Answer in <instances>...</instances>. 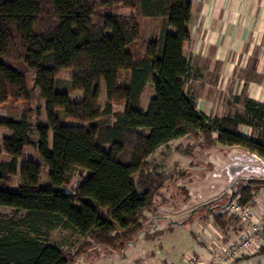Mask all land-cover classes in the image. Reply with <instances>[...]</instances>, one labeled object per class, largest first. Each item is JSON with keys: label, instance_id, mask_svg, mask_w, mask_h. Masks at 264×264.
I'll return each mask as SVG.
<instances>
[{"label": "trees", "instance_id": "1", "mask_svg": "<svg viewBox=\"0 0 264 264\" xmlns=\"http://www.w3.org/2000/svg\"><path fill=\"white\" fill-rule=\"evenodd\" d=\"M139 18H160L159 34L145 40ZM190 20L189 0H0V106L11 103L16 115L0 119L9 132L0 154L10 157L0 162V264H73L134 242L162 213L158 193L186 174L148 162L176 139L188 140L176 147L181 155L240 147L264 158V140L239 132L243 116H208L185 91ZM26 147L37 160L23 158ZM234 190L242 206L255 207L264 179H240ZM228 193L204 217L224 236ZM55 230L80 237L78 249L52 241Z\"/></svg>", "mask_w": 264, "mask_h": 264}, {"label": "crops", "instance_id": "2", "mask_svg": "<svg viewBox=\"0 0 264 264\" xmlns=\"http://www.w3.org/2000/svg\"><path fill=\"white\" fill-rule=\"evenodd\" d=\"M189 1L192 73L185 91L193 96L199 111L218 117L240 114L248 121L239 127L241 135L264 140V0ZM144 21L158 22L150 37L157 36L161 19L144 18ZM168 32L174 33L175 29L169 27ZM248 101L256 104L249 108ZM262 205L264 194L256 199L255 209ZM210 224L222 241L227 240L210 217L203 219L190 248L161 256V264H184L187 254L200 258L214 256L213 238L204 231ZM229 233L235 232L230 229ZM234 264H264V241L255 253L242 255Z\"/></svg>", "mask_w": 264, "mask_h": 264}, {"label": "rangeland", "instance_id": "3", "mask_svg": "<svg viewBox=\"0 0 264 264\" xmlns=\"http://www.w3.org/2000/svg\"><path fill=\"white\" fill-rule=\"evenodd\" d=\"M138 21L141 23V29L143 37L149 38L153 34L154 27L158 25V22L151 23L144 21V18H139ZM144 21V22H143ZM143 22V23H142ZM71 73L70 70H64L62 75L64 77L69 76ZM153 87L149 83L142 94L141 97V109L145 111L149 98L152 96ZM70 99L72 101H78L82 98L81 93H71ZM105 92L104 86L101 88V102L104 101ZM43 103V101L41 102ZM19 107L21 105H18ZM116 109H121L122 106H115ZM13 105L7 103L0 106V119H5L8 117H15L13 113ZM44 118V116L42 115ZM9 132L0 128V149H2V139L5 136H8ZM188 140L186 138H179L172 141L168 145H164L156 150L155 153L148 158V162L156 163L162 170L171 172L176 171L177 169L184 170L185 175L181 178H178L177 181L169 182L156 197V203L158 206L174 208V211H179L185 205L188 204L190 198L188 196L187 190L184 187H178L177 182L181 179L189 177L191 175H196L200 170L205 167L207 170L210 169V165H205L203 161L200 160L203 157L204 152L209 151L212 147L196 149L192 155H181L180 152L176 150V147L180 144L186 145ZM191 143V142H190ZM219 148V147H217ZM221 149V148H220ZM228 150V149H221ZM33 157L37 160L36 153L33 149L26 147L24 149L23 158L30 159ZM10 160V157L5 154H0V162H7ZM20 164V162H19ZM209 166V167H206ZM205 170V172L207 171ZM204 175V174H203ZM45 172L43 171V179ZM15 182L18 181V178L14 179ZM76 180L71 184V187L76 186ZM221 200L218 202L211 203L223 204L225 199H227L228 194L224 195ZM202 209V208H201ZM195 210V211H186L177 214H168L162 213L155 219L149 220L145 224V230L137 235L134 242L128 244L122 250L109 251L105 248H100V250L93 253H82L79 256L78 262L73 264H161L160 257L166 255L167 253L175 254V250L179 252L188 250L190 248V243L194 241V236L199 233V223L204 219L205 215L210 212L207 210ZM219 209H217L218 211ZM3 213H11L10 210L4 209ZM156 229L163 230L161 233L154 232ZM147 230V231H146ZM152 231L153 234L148 235V231ZM52 241L57 242L63 246L68 251H75L78 249L82 239L76 234H72L69 231L65 230H55L51 233ZM160 251L161 254L157 253Z\"/></svg>", "mask_w": 264, "mask_h": 264}, {"label": "water", "instance_id": "4", "mask_svg": "<svg viewBox=\"0 0 264 264\" xmlns=\"http://www.w3.org/2000/svg\"><path fill=\"white\" fill-rule=\"evenodd\" d=\"M207 159L203 160L205 165H210L203 176L191 175L177 182L178 187H184L190 198L187 205L179 211L174 208L160 207V210L168 214H177L186 211H195L201 208L210 210V204L228 191H231V197L235 195V183L244 179H264V158L256 153L250 152L240 147H234L228 150H221L212 147L208 152ZM63 193L75 196V193L68 189L61 188Z\"/></svg>", "mask_w": 264, "mask_h": 264}, {"label": "built area", "instance_id": "5", "mask_svg": "<svg viewBox=\"0 0 264 264\" xmlns=\"http://www.w3.org/2000/svg\"><path fill=\"white\" fill-rule=\"evenodd\" d=\"M223 212L231 219L233 225L230 229L235 233H228L227 240L222 241L215 226L210 224L204 231L213 238L212 250L216 249V253L207 258L187 254L183 258L184 264H234L242 255L255 253L261 247L264 241V205L255 209L249 205L242 206L232 198Z\"/></svg>", "mask_w": 264, "mask_h": 264}, {"label": "flooded vegetation", "instance_id": "6", "mask_svg": "<svg viewBox=\"0 0 264 264\" xmlns=\"http://www.w3.org/2000/svg\"><path fill=\"white\" fill-rule=\"evenodd\" d=\"M208 152V151H207ZM205 153V152H204ZM209 156V153H207L206 155L203 154V157L200 158L201 161L207 159ZM206 167H209V166H206ZM205 170H207L205 167H203L202 170L199 171V173H197L196 175L197 176H203V174L205 173Z\"/></svg>", "mask_w": 264, "mask_h": 264}]
</instances>
